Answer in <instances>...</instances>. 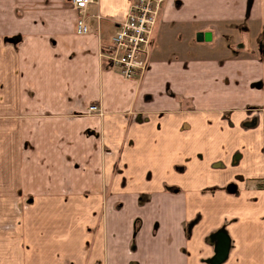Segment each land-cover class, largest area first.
Here are the masks:
<instances>
[{
  "label": "crops",
  "instance_id": "obj_1",
  "mask_svg": "<svg viewBox=\"0 0 264 264\" xmlns=\"http://www.w3.org/2000/svg\"><path fill=\"white\" fill-rule=\"evenodd\" d=\"M134 1L0 0V264H264V0H163L127 79Z\"/></svg>",
  "mask_w": 264,
  "mask_h": 264
},
{
  "label": "built area",
  "instance_id": "obj_2",
  "mask_svg": "<svg viewBox=\"0 0 264 264\" xmlns=\"http://www.w3.org/2000/svg\"><path fill=\"white\" fill-rule=\"evenodd\" d=\"M77 10H84L97 0H69ZM163 0H135L124 20L117 23L111 44L107 47L108 61L118 66L124 78L135 79L147 64V47ZM76 32L86 34L89 27L83 19L76 22ZM90 113H100L96 104L88 107Z\"/></svg>",
  "mask_w": 264,
  "mask_h": 264
},
{
  "label": "rangeland",
  "instance_id": "obj_3",
  "mask_svg": "<svg viewBox=\"0 0 264 264\" xmlns=\"http://www.w3.org/2000/svg\"><path fill=\"white\" fill-rule=\"evenodd\" d=\"M225 43L231 44L233 45L234 43L232 42V40H230V38H228V40H225Z\"/></svg>",
  "mask_w": 264,
  "mask_h": 264
},
{
  "label": "water",
  "instance_id": "obj_4",
  "mask_svg": "<svg viewBox=\"0 0 264 264\" xmlns=\"http://www.w3.org/2000/svg\"><path fill=\"white\" fill-rule=\"evenodd\" d=\"M209 38V34H205V39H208Z\"/></svg>",
  "mask_w": 264,
  "mask_h": 264
}]
</instances>
